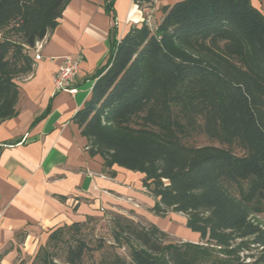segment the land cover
Returning <instances> with one entry per match:
<instances>
[{"label": "trees", "instance_id": "obj_1", "mask_svg": "<svg viewBox=\"0 0 264 264\" xmlns=\"http://www.w3.org/2000/svg\"><path fill=\"white\" fill-rule=\"evenodd\" d=\"M68 2L0 0V122L16 113L29 50ZM161 11L153 26L112 39L72 119L103 173H140L150 211L182 213L198 241H169L157 224L110 211L111 244L83 238L87 216L53 229L33 264H84L94 252L93 264H264V14L250 0H179ZM200 135L209 143L194 144Z\"/></svg>", "mask_w": 264, "mask_h": 264}, {"label": "crops", "instance_id": "obj_2", "mask_svg": "<svg viewBox=\"0 0 264 264\" xmlns=\"http://www.w3.org/2000/svg\"><path fill=\"white\" fill-rule=\"evenodd\" d=\"M176 1L157 0L150 7L155 21ZM250 3L264 14V0ZM112 10L105 0H69L55 28L29 50L33 66L17 79L16 113L0 122V264H15L19 252L34 254L64 224L110 211L139 215L132 200L153 204L140 173L118 166L114 177L102 172L101 157L88 154L72 119L90 97L112 39L146 15L134 0H113ZM63 56L81 57L74 95L54 89Z\"/></svg>", "mask_w": 264, "mask_h": 264}, {"label": "rangeland", "instance_id": "obj_3", "mask_svg": "<svg viewBox=\"0 0 264 264\" xmlns=\"http://www.w3.org/2000/svg\"><path fill=\"white\" fill-rule=\"evenodd\" d=\"M146 12V11H145ZM153 20L154 17H153ZM194 144H207L209 141L202 135L195 137L194 140H192ZM237 153H240L239 149H235ZM129 201L130 198H129ZM134 203V206L140 210V214L135 213H128L124 215H129L130 217H133L135 220H139L143 223L148 222L149 220L152 222H155L158 227L165 230L168 235L169 241H198L199 237L198 234L195 232H192L190 229H188L185 226V216L182 213L179 212H168L166 216L159 217L154 215L149 207L145 205V202H140L138 200H132ZM259 219L262 220L264 223V213L260 214ZM153 218V219H152ZM152 219V220H151ZM111 228L112 224L109 220V215H103V216H97L93 219H88L85 223V225L82 227L81 235L83 238H85L89 244H94V240L96 238L103 239L106 244L112 243V237H111ZM117 251L125 255L126 251L123 248H117ZM35 254V253H34ZM32 255H27L19 252L17 255V259L15 264H18L20 259H24L26 261V264H33V257ZM100 253L94 252L92 257H88L84 260V264H93V262L97 261L99 259ZM56 264H62L61 259L57 258L55 259Z\"/></svg>", "mask_w": 264, "mask_h": 264}, {"label": "built area", "instance_id": "obj_4", "mask_svg": "<svg viewBox=\"0 0 264 264\" xmlns=\"http://www.w3.org/2000/svg\"><path fill=\"white\" fill-rule=\"evenodd\" d=\"M157 0H147V5H145L142 9L146 11V15L143 21L146 22L147 25L153 26L155 20H153V15L150 11V7L156 2ZM41 42V41H40ZM37 42L34 48L38 49L39 43ZM36 58H39L37 55ZM81 57L76 56H63L60 59L59 65L57 70L53 76V84L54 89L68 92L69 94L74 95L78 88L75 85L76 76L79 71Z\"/></svg>", "mask_w": 264, "mask_h": 264}]
</instances>
